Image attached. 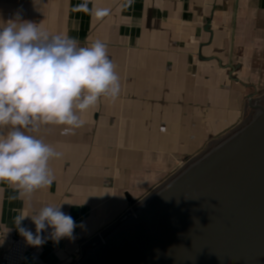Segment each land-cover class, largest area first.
Here are the masks:
<instances>
[{
  "label": "crops",
  "instance_id": "0c3cea01",
  "mask_svg": "<svg viewBox=\"0 0 264 264\" xmlns=\"http://www.w3.org/2000/svg\"><path fill=\"white\" fill-rule=\"evenodd\" d=\"M18 11L50 35L105 43L121 85L74 134L41 127L63 154L49 162L50 187L29 200L0 183V234L11 236L0 249L23 238L18 215L63 204L75 239L49 238L22 264H71L98 231L239 125L246 95L264 88V0H0V26ZM22 225L35 233L30 218Z\"/></svg>",
  "mask_w": 264,
  "mask_h": 264
},
{
  "label": "water",
  "instance_id": "95a60500",
  "mask_svg": "<svg viewBox=\"0 0 264 264\" xmlns=\"http://www.w3.org/2000/svg\"><path fill=\"white\" fill-rule=\"evenodd\" d=\"M155 188L79 264H264V105Z\"/></svg>",
  "mask_w": 264,
  "mask_h": 264
},
{
  "label": "clouds",
  "instance_id": "9594fccd",
  "mask_svg": "<svg viewBox=\"0 0 264 264\" xmlns=\"http://www.w3.org/2000/svg\"><path fill=\"white\" fill-rule=\"evenodd\" d=\"M120 91L105 43L80 46L64 35H50L16 12L0 26V183L29 200L50 187L54 176L49 162L63 154L37 135L41 127L62 126L61 135H72L83 126V113L102 99L115 102ZM62 206L49 204L16 217L15 227L27 245L75 239L78 225ZM26 218L35 233L22 225Z\"/></svg>",
  "mask_w": 264,
  "mask_h": 264
},
{
  "label": "rangeland",
  "instance_id": "374dc122",
  "mask_svg": "<svg viewBox=\"0 0 264 264\" xmlns=\"http://www.w3.org/2000/svg\"><path fill=\"white\" fill-rule=\"evenodd\" d=\"M251 95H252V97H250V99H252L253 101H257V100H259V101H263V105H264V88L263 89H261V90H257V91H255V90H253L252 92H251ZM246 101H247V99H246ZM251 113H252V109H247L246 110V112L245 113H243L242 114V116H241V118H240V120H239V125H241V124H243L245 121H246V119H248L250 116H251ZM238 125V126H239ZM237 126V127H238ZM236 127V128H237ZM234 129H232L231 131H227L228 133L227 134H229V133H231L232 131H233ZM220 140V139H219ZM190 161V160H189ZM188 161V162H189ZM187 161L186 162H184L183 164L185 165L186 163H188ZM182 164V165H183ZM183 165V166H184ZM182 168V167H181ZM180 168V169H181ZM175 174V173H174ZM173 174V175H174ZM171 177V176H170ZM170 177H168V178H170ZM168 178H165V179H162V182L163 181H166ZM161 182V183H162ZM148 195V194H147ZM147 195H142L143 197H141L139 200L141 201L142 199H144ZM137 201V202H135V203H133V205H131L129 208H128V210H126L125 212H124V214H126L128 211H130L131 213H133V210H132V208L136 205V204H138L140 201ZM123 214V215H124ZM122 215V216H123ZM121 218V217H120ZM111 226V225H110ZM108 228V227H107ZM107 228H105L101 233L98 231V233H97V235L96 236H100ZM2 237H11V236H9V235H6V234H0V238H2ZM22 239H24V238H22ZM7 242L5 241L4 242V245H5V248H3V249H0V260L2 259V256L6 253V251H8L7 249V244H6ZM46 245V243H44L41 247H32V246H30V249L28 250V253L26 254V256H25V258H24V260L21 262V264L27 259V258H29L31 255H33L34 253H41L43 250V247ZM1 248V247H0ZM81 258H82V251H81V247H79V254L77 255V257H75V258H73L72 259V262H71V264H79V261L81 260ZM0 263H2V262H0ZM63 264H65V263H63Z\"/></svg>",
  "mask_w": 264,
  "mask_h": 264
},
{
  "label": "built area",
  "instance_id": "2783aa9c",
  "mask_svg": "<svg viewBox=\"0 0 264 264\" xmlns=\"http://www.w3.org/2000/svg\"><path fill=\"white\" fill-rule=\"evenodd\" d=\"M6 242L8 251L2 256L0 262L2 264H21L30 246L24 239H7Z\"/></svg>",
  "mask_w": 264,
  "mask_h": 264
}]
</instances>
